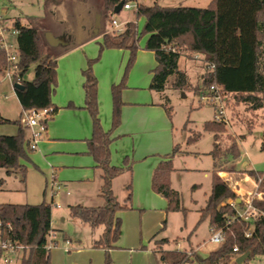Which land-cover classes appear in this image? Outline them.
I'll list each match as a JSON object with an SVG mask.
<instances>
[{
  "label": "trees",
  "instance_id": "16d2710c",
  "mask_svg": "<svg viewBox=\"0 0 264 264\" xmlns=\"http://www.w3.org/2000/svg\"><path fill=\"white\" fill-rule=\"evenodd\" d=\"M64 1L45 0L44 5L49 8ZM120 1L103 0L109 22ZM141 16L145 17L142 32H139L136 20L127 21L120 33H103L100 43V54L106 48H124L130 52L122 80L112 85L113 114L109 131L104 130L99 117L98 79L93 70L96 59L90 60L83 72L86 78L85 105L93 120V134L88 141L89 151L103 171L100 192L103 203L100 206L69 205V214L92 228L103 227L93 247L106 250L105 264H113L109 250L115 246L122 233V221L117 212L128 208L115 196L113 180L124 171L132 170L131 163L127 166L111 164V133L121 122L122 92L127 86L128 73L134 64L141 35L147 34L145 48L154 52L157 61L152 70V90L163 92L170 84L174 89L192 90L200 95L208 92L211 86H219L222 92L228 96H238L251 109H259L264 105V0H211L203 8L162 6L157 2L150 5L140 3L136 17ZM13 29L17 31L16 46L20 55L17 64L20 79L15 78L14 82L20 81L24 85L23 89H14L22 112L49 107L52 108V118L57 112V107L52 103V94L57 84V61L46 50L42 17H18ZM184 53L189 59L200 63L202 72L199 83H194L180 66V58ZM194 54H201L202 60ZM9 65L5 50L0 48V77ZM32 65H35L34 76L26 79L25 74ZM164 106L169 110L167 103ZM1 123L15 124L18 130L13 135L0 134V168H4L7 175H20L21 182L25 183L27 165L23 161H30L27 127L23 124L22 115L13 120L0 114ZM226 124L216 119L204 124L206 131L215 133L211 151L214 169L212 189L206 204L200 209L199 222L208 219L210 227H225V232L223 242L203 259V264H238L237 256L246 252L250 253L246 261L256 255L264 256V215L252 221L253 235L247 238V223L236 217V208L230 204L234 200L238 208H242L245 198L234 190V184L243 178V171L223 168L229 156L237 158L240 154L236 141L223 147L220 134L227 131ZM200 135V132L189 135L187 144L197 141ZM179 152H182L181 146L177 144L167 159L159 163L153 174L152 186L167 199L168 212L182 211L185 214L181 194L172 188L170 180L174 170L172 157ZM220 171H227L228 176H220ZM245 172L260 180L253 204L264 212V172L254 169ZM4 182L5 179L1 178L0 187ZM129 200L130 196L126 202ZM51 218L52 206L49 202L0 203L2 237L25 247L20 264H51V249L47 246L53 230ZM159 242L163 245L168 239L163 238ZM236 245L239 247L238 252L234 251ZM162 257L167 264H189L193 260L186 251L181 250H164Z\"/></svg>",
  "mask_w": 264,
  "mask_h": 264
},
{
  "label": "rangeland",
  "instance_id": "374dc122",
  "mask_svg": "<svg viewBox=\"0 0 264 264\" xmlns=\"http://www.w3.org/2000/svg\"><path fill=\"white\" fill-rule=\"evenodd\" d=\"M45 0H0V14L3 16L4 23L9 27L12 26L15 18H24L27 15H39L48 28L64 27L67 33L77 36L75 33L79 27L80 16L85 21L90 19L92 8H103L102 0L94 2H75L67 1L58 6L45 10ZM100 1V3L98 2ZM145 4L157 2L162 6H188V7H207L211 0H138ZM131 9H123L115 13V17L120 24V29L124 28L125 22L136 20L139 32L143 31L145 17H136V1ZM90 6V7H89ZM92 6V7H91ZM91 8V9H90ZM103 10L101 17V33H111L114 31L113 26L107 20V14ZM88 18V19H87ZM84 21V20H83ZM7 37L16 43V35L7 33ZM101 39V36L98 37ZM147 34H142L139 39V48L133 66L129 70L134 71L138 68H145L149 71L155 66V54L152 50L145 48ZM46 50L50 48L46 45ZM182 66L188 68L190 77L194 83L200 82V69L189 66L186 58L182 57ZM202 60V58L200 59ZM35 65H32L25 74L26 79H32L34 76ZM57 87H55L54 92ZM162 102L167 103L162 106V152L171 151L173 142H181L183 148L187 151L180 154L174 160L177 170L171 173L173 187L180 191L182 206L186 208V213L182 211H170L166 213L164 228L159 231L160 236L170 239L165 248L172 250H185L193 253V260L189 264H200L197 255L205 256L211 250L217 248L220 244L213 243L210 240L211 231L208 219H200V209L205 205L206 200L212 189V172L213 156L211 151L214 147V132L206 131L204 124L206 121L215 119L216 107L210 103H202L200 95L195 94L192 90L181 91L174 89L169 84L162 92ZM52 94V95H53ZM159 100V97H157ZM225 112L227 117L226 132L220 134L223 147H227L232 141L238 143L240 154L237 158L228 157V161L223 163V168L236 169H255L264 172V105L259 109L249 108V104L240 101L236 95H229L225 98ZM0 113L2 116L17 119L22 115L24 119L26 114L22 112L21 104L13 87V82L8 78H0ZM53 118H49L46 124L47 131L52 123ZM17 126L11 123L0 124V134L11 135L16 132ZM40 126H34V130H39ZM27 129V135H28ZM46 129L38 137L37 146L31 150L32 160L27 162V173L25 183L21 182L20 175H7L4 168H0V178L5 182L0 188V203H39L42 201L51 202L52 204V235L56 236L58 244L50 250L51 264L56 252L70 253L69 246L75 243L74 240L82 238L85 244L94 234L100 232V228L94 229L88 223L74 218L69 214V204L76 202L77 197L81 194V187L75 181H62L61 175L63 167H59L56 162L69 164L64 168V173L83 171L80 167L71 165L85 161L92 156L88 153H73V148L60 149L54 153H43L41 151V142L45 138ZM30 132V131H29ZM200 132L197 141L187 144V138L192 133ZM80 141L60 140L57 143L62 146L74 147L75 143ZM182 148V147H181ZM225 149V148H222ZM52 156V157H51ZM157 158L152 156L151 160ZM133 159H131L132 161ZM247 163L244 165V163ZM189 168V169H186ZM91 170V169H90ZM239 171V170H238ZM237 171V172H238ZM241 174L242 180L234 185V189L245 193L246 198L252 190V184L246 177L248 172L245 170ZM228 176V173L227 175ZM246 177V178H245ZM253 177V176H251ZM197 184L196 187L194 185ZM88 186L87 189H90ZM121 195V194H120ZM119 195V196H120ZM58 202L59 206L55 203ZM66 217V218H65ZM65 218V219H64ZM103 230V227H101ZM72 239V240H70ZM68 241V242H67ZM192 248V249H191ZM196 249V251H195ZM62 251V252H61ZM106 256V255H105ZM264 257L256 255L247 260L250 264H263ZM20 259H15L8 264H19ZM78 264L83 261L78 258ZM0 264H6L0 262ZM89 264V263H88ZM105 264V260H104Z\"/></svg>",
  "mask_w": 264,
  "mask_h": 264
},
{
  "label": "crops",
  "instance_id": "0c3cea01",
  "mask_svg": "<svg viewBox=\"0 0 264 264\" xmlns=\"http://www.w3.org/2000/svg\"><path fill=\"white\" fill-rule=\"evenodd\" d=\"M67 1L79 2L77 0H66L64 2ZM92 2H94L96 6L98 5L97 1L94 0H88L86 3ZM98 2L100 3V1ZM55 6L58 5L50 6L45 10ZM103 8H90L92 10L91 15H89L91 18H87V21H85V16L84 19L81 16L79 17V27L76 29L78 32L75 33L77 36L67 33L64 27L55 26L53 28H48L42 21L45 28L44 34L50 31L56 37L66 41V44L60 43L56 46H51L44 37L46 45L48 44L50 48L48 52L51 53L52 57L57 61V84L55 86L57 89L52 95V103L57 107V112L52 117L53 120L48 131L46 128L47 132L45 138L41 142V151H44L43 153L48 154L50 152L62 151L60 149L73 148L78 149L74 150L73 153H88L92 156L89 151L88 141L93 134V120L85 105L86 95L84 84L86 78L83 72L88 67L89 61L93 59H96L93 63V70L98 79L99 117L104 130H111L113 114L112 85L122 80L130 52L128 49L124 48H106L100 54V43L102 41L103 32L101 33L100 31L101 24L98 28V32H95V22L98 15H100L101 22ZM17 18L18 17H16L15 20ZM22 23L24 24L25 21ZM8 28L12 31L13 25ZM99 36H101V39H98ZM194 56L199 59L202 58L201 54H194ZM182 57H185L188 65L190 67L193 66V68L197 67L196 63H193L195 60L189 59L186 53L182 54L180 58V66L190 75L188 68L182 66ZM156 64L157 61L155 62V66ZM155 66L149 73L145 68H138L134 71L131 70L127 78V86L122 92L123 105L121 122L111 133V164L114 166H127L131 163L132 165L131 171L126 170L113 180V191L115 196L121 204L128 206V208H124L117 212V216H119L122 221V233L115 246L109 250L113 259V264H167L162 257V253L164 250H172L165 248V245L169 243L170 239L159 235V231L164 228L166 222V219L163 217H166V213H168V202L163 195L154 190L152 179L155 169L161 161L166 160V157L172 153L174 146L177 144L180 145L182 147V152L172 157L173 165L175 158L180 154L187 153V151L183 148L184 146L181 142L175 141L173 142L171 151L161 153V132L163 129L161 119L162 106L164 105L162 102L163 93L156 92L150 88L152 70ZM157 97H159V100ZM17 130L18 128L16 132ZM16 132H14V134ZM28 138H30L29 131ZM60 140L80 142L75 143L76 146L74 147H67L57 143V141ZM155 155H157L156 159H149ZM29 156L31 161V149H29ZM131 159L133 160L131 161ZM52 161L59 167H63L60 169V171H62V181H75L82 189L76 202L69 205H102L103 199L100 196V192L103 182V171L97 166V162L93 156L85 161L81 160L79 163L71 165L72 167H80L83 169V171L78 173H64V168L68 167L69 164L62 162L58 163L54 158H52ZM23 163L27 165V162L23 161ZM246 164L245 162L244 165ZM226 168L227 170L234 169L239 171L251 170L247 168ZM175 170H177V167L174 165V170L172 172ZM227 173V171H220L219 175L227 177ZM246 177L253 187L252 190L247 193V195H249L254 190L253 182L256 179L249 175H246ZM170 180L172 188L177 190L173 187L172 177ZM241 180L242 179L239 181ZM88 186H91L90 189H87ZM196 186L197 184L194 185V187ZM234 190L238 195L245 194L236 189ZM177 191L180 193L179 190ZM129 196L130 200L126 202ZM101 227L102 226L94 228H100V232H98V234L94 233L89 240L85 242L86 245L81 244L82 238H77L74 240L75 243H71L69 246L70 253L66 254L61 251V254L59 251L56 252L53 256L52 264H78V258L83 261V264H104L106 250L93 247L94 240L103 232ZM163 238H167L168 242L161 245L159 241ZM52 239L58 244L56 236L52 235ZM181 251H186V249ZM208 254L200 256L196 253V258L199 259L200 264H203V259H205ZM20 258L21 255H18L15 259ZM246 259L242 264H250Z\"/></svg>",
  "mask_w": 264,
  "mask_h": 264
},
{
  "label": "built area",
  "instance_id": "2783aa9c",
  "mask_svg": "<svg viewBox=\"0 0 264 264\" xmlns=\"http://www.w3.org/2000/svg\"><path fill=\"white\" fill-rule=\"evenodd\" d=\"M124 4L122 6V9H131L133 6L132 1H136V8L139 6L141 2H138V0H123ZM111 26H113V29L115 32L120 33L123 31L124 28L120 29V24L118 20L115 17V13L113 11V14L111 16L110 20ZM125 26V24H124ZM15 34L17 31L15 29H10L6 26L4 23L3 16L0 14V48L4 49L7 54L8 62L10 63L9 67L6 69L5 74L3 75V78H8L13 82V86L15 84L14 79H20L18 73H17V64L20 61V55L18 52V48L16 46V43L12 42L8 37L7 33ZM20 83V81H17ZM228 96L226 93L222 92L221 87L219 86H211L208 92L201 93L200 94V101L202 103H210L213 104L216 107V114L215 119L217 121H225L227 123V117H226V106H225V98ZM26 114V117L23 119V124L27 127V129L30 131V138L28 140V147L29 149H35L38 142V137L41 135L42 131L46 129V123L48 119L51 117L52 114V108H43V109H32V110H25L23 111ZM39 125V130H34L33 127ZM260 180H255L253 182L254 184V190L245 198V203L242 208H238L237 202L234 200L230 201V204L236 208V217L243 220L245 223H247V230H246V237L249 238L253 235L254 231V225L252 221L256 219L259 215H264V212L261 211L259 208L254 206L253 199L258 194L257 189L259 186ZM56 206H59V203H55ZM52 206V204H51ZM230 223V221H228ZM224 228H217L215 226L210 227L211 231V237L210 240L213 243H222L224 240ZM1 229H0V262L3 263H11L18 255H22V251L25 248L23 245L10 241L9 239H5L1 235ZM68 242V241H67ZM56 242L52 239V233L50 235V241L47 245L49 249H51L53 246H56ZM264 250V248H263ZM234 251L238 252L239 247L236 245L234 246ZM188 256L193 259V253L190 251H186Z\"/></svg>",
  "mask_w": 264,
  "mask_h": 264
},
{
  "label": "water",
  "instance_id": "95a60500",
  "mask_svg": "<svg viewBox=\"0 0 264 264\" xmlns=\"http://www.w3.org/2000/svg\"><path fill=\"white\" fill-rule=\"evenodd\" d=\"M124 4V1L121 0L118 5L115 7L114 9V13H119L122 9V6ZM96 28H95V32H98V28L100 27V15H98L96 17ZM44 37L47 41V43L51 46H56L58 44H66V41H64L62 38H59V37H56L55 35H53V33H51L50 31H47L45 34H44ZM14 88H17V89H23L24 88V85L22 83H19V82H16L14 84ZM249 252H246V253H243L241 255H239L236 259L237 263L238 264H242V262L249 256Z\"/></svg>",
  "mask_w": 264,
  "mask_h": 264
}]
</instances>
